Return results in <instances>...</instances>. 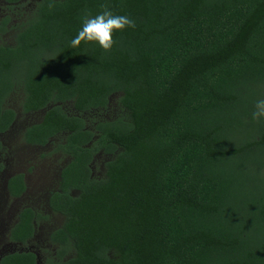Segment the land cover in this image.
<instances>
[{
  "label": "trees",
  "instance_id": "16d2710c",
  "mask_svg": "<svg viewBox=\"0 0 264 264\" xmlns=\"http://www.w3.org/2000/svg\"><path fill=\"white\" fill-rule=\"evenodd\" d=\"M4 3L0 39L15 33L0 42V135L41 113L22 143L59 140L68 162L48 199L62 218L50 247L30 248L50 215L23 207L0 264H264V121L251 117L264 0ZM104 8L135 28L109 52L72 48L82 17ZM27 189L25 173L8 178L9 198Z\"/></svg>",
  "mask_w": 264,
  "mask_h": 264
},
{
  "label": "rangeland",
  "instance_id": "374dc122",
  "mask_svg": "<svg viewBox=\"0 0 264 264\" xmlns=\"http://www.w3.org/2000/svg\"><path fill=\"white\" fill-rule=\"evenodd\" d=\"M36 1L25 0L26 5L23 10L30 11L35 7ZM17 28H19V25ZM14 33L12 32L9 36L0 39V42L12 43ZM19 102V98H13L11 101L12 107L18 109ZM108 110L109 112L101 113L102 118H109V115L120 111L115 104L111 105ZM41 117V113L19 114L11 130L0 135V143L3 144V149H0V160L6 166L5 171L2 173L3 180L0 183V258L3 254L12 252L19 246L10 241L9 229L16 222L17 215L23 207L31 206L50 215V219L47 221L39 222L36 237L30 244L32 250L39 251L45 247L49 248L50 233L62 222L59 215L50 211L48 199L50 193L57 189L61 168L68 162V158L53 152L55 143L59 140H55L54 145L40 148L28 146L22 143L21 139L24 129L38 122ZM102 159L101 157L98 161L99 169L102 167V164H100ZM16 173L26 174L28 189L23 197L13 199L9 198L6 185L8 178Z\"/></svg>",
  "mask_w": 264,
  "mask_h": 264
},
{
  "label": "clouds",
  "instance_id": "9594fccd",
  "mask_svg": "<svg viewBox=\"0 0 264 264\" xmlns=\"http://www.w3.org/2000/svg\"><path fill=\"white\" fill-rule=\"evenodd\" d=\"M135 21L127 15L115 14L111 9L104 8L95 15H84L77 35L71 39L70 46L79 48L83 44L98 45L105 52L114 47L115 33L135 28ZM253 120L264 121V98L257 99L254 111L251 113Z\"/></svg>",
  "mask_w": 264,
  "mask_h": 264
},
{
  "label": "flooded vegetation",
  "instance_id": "af4514ba",
  "mask_svg": "<svg viewBox=\"0 0 264 264\" xmlns=\"http://www.w3.org/2000/svg\"><path fill=\"white\" fill-rule=\"evenodd\" d=\"M24 1H25V0H24ZM37 1H38V0H37ZM37 1H36V2H37ZM3 5H5L4 0H1V1H0V11H1L0 16L2 15V10H3L2 7H3ZM35 5H36V4H35Z\"/></svg>",
  "mask_w": 264,
  "mask_h": 264
}]
</instances>
